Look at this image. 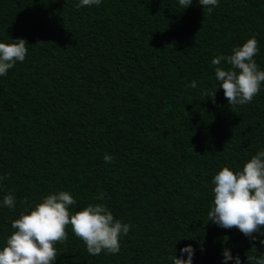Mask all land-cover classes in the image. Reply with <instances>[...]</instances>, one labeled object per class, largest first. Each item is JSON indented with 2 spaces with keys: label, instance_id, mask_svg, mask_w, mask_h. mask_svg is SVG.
Instances as JSON below:
<instances>
[{
  "label": "trees",
  "instance_id": "obj_1",
  "mask_svg": "<svg viewBox=\"0 0 264 264\" xmlns=\"http://www.w3.org/2000/svg\"><path fill=\"white\" fill-rule=\"evenodd\" d=\"M79 3L0 0V42L28 44L0 76V251L21 212L64 191L70 215L99 203L131 227L119 253L93 256L69 225L54 264H172L187 245L193 264H224V248L250 264L264 236L208 212L213 177L264 150V82L251 103L228 105L212 60L255 37L264 71V0H218L211 13L199 0Z\"/></svg>",
  "mask_w": 264,
  "mask_h": 264
},
{
  "label": "clouds",
  "instance_id": "obj_2",
  "mask_svg": "<svg viewBox=\"0 0 264 264\" xmlns=\"http://www.w3.org/2000/svg\"><path fill=\"white\" fill-rule=\"evenodd\" d=\"M199 3L211 13L218 0H199ZM100 4L101 0H80L77 7ZM191 4L192 0H179L184 9ZM14 41L11 44L0 42V76L6 75L17 61L23 62L27 55V41L23 38ZM258 51V41L252 37L242 46L233 48L231 55H218L212 60L215 78L220 82L219 88L224 90L228 105L251 103L260 91L264 71L259 70L254 60ZM196 86L193 81L191 87ZM216 91H205L203 95L215 103ZM104 159L110 162L112 157L106 154ZM0 179H6V176ZM213 184L214 201L208 212L209 221L225 229L237 228L250 240L256 239L253 234L257 232L264 236L261 231L264 226V150L253 155L242 171L234 173L224 167L213 177ZM99 199L103 200L104 196ZM15 201L16 198L9 194L4 197L3 204L14 209ZM75 204L70 193L60 191L47 195L33 209L21 212L11 224L15 231L0 251V264H54L57 259L54 245L67 241L66 227L69 225L75 236L86 244L90 255L98 256L102 251L119 253L120 237L127 236L131 226L114 219L111 211L99 203L70 215L69 206ZM261 243L264 244V240ZM179 251L180 257L175 249L170 258L172 264H193L195 249L192 245ZM184 253H187V259L183 258ZM222 254L224 264L229 260L241 264L240 256L234 257L228 248H224ZM247 257L250 264H264V254Z\"/></svg>",
  "mask_w": 264,
  "mask_h": 264
}]
</instances>
